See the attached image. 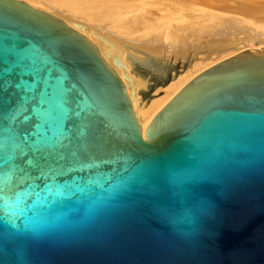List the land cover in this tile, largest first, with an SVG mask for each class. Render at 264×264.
<instances>
[{
  "label": "water",
  "instance_id": "1",
  "mask_svg": "<svg viewBox=\"0 0 264 264\" xmlns=\"http://www.w3.org/2000/svg\"><path fill=\"white\" fill-rule=\"evenodd\" d=\"M0 264H264V46L193 77L143 136L86 35L0 0Z\"/></svg>",
  "mask_w": 264,
  "mask_h": 264
},
{
  "label": "bare ground",
  "instance_id": "2",
  "mask_svg": "<svg viewBox=\"0 0 264 264\" xmlns=\"http://www.w3.org/2000/svg\"><path fill=\"white\" fill-rule=\"evenodd\" d=\"M31 6L64 19L92 41L102 57L120 76L131 103L136 105V118L142 134L152 118L193 77L207 68L241 51L264 46V27L232 20L218 26L215 20L207 27L204 0L193 1L198 12L155 15L166 8H154L153 2L137 0L136 6L106 0H25ZM245 10L253 7L244 5ZM167 9V8H166ZM75 24H80L78 28ZM130 56L146 63H157L160 74L153 91L143 97L146 82L131 71ZM157 60V62H155ZM181 65L182 71L165 75L168 64Z\"/></svg>",
  "mask_w": 264,
  "mask_h": 264
},
{
  "label": "rangeland",
  "instance_id": "3",
  "mask_svg": "<svg viewBox=\"0 0 264 264\" xmlns=\"http://www.w3.org/2000/svg\"><path fill=\"white\" fill-rule=\"evenodd\" d=\"M93 1V0H90ZM111 3H121V5L136 6L137 0H106ZM148 2H153V6L149 7V10L153 11L154 8L159 5L163 7L162 3L167 4L163 10L155 15L172 14L173 16H183L185 14L197 13L192 6L195 0H143ZM190 2V3H189ZM205 14L204 17L207 22V27H212L215 20L218 21V26L224 27L228 22L234 20L245 22L252 25V29L256 31L255 28L264 27V0H204ZM244 5H249L253 7V10H245ZM132 59L133 66L131 71L134 75L139 76L143 81L146 82V88L141 90L143 97H147L153 91V85L157 81V77L160 74V66L157 63H146L141 58L138 59L136 56H130ZM157 62V60H155ZM182 71L181 65L168 64L163 73L165 75L171 76L174 72Z\"/></svg>",
  "mask_w": 264,
  "mask_h": 264
},
{
  "label": "snow or ice",
  "instance_id": "4",
  "mask_svg": "<svg viewBox=\"0 0 264 264\" xmlns=\"http://www.w3.org/2000/svg\"><path fill=\"white\" fill-rule=\"evenodd\" d=\"M17 87H23V85H17ZM38 89V88H37ZM36 89V90H37ZM42 91V90H41ZM41 91H39V92H37V91H35L34 92V95H33V97H32V99H34V100H37L38 102H39V94H40V92ZM24 99L26 100V97H24ZM64 106L66 107V105H67V103H68V97H67V93H66V95L64 96ZM69 111H70V109H68ZM11 133L13 134V135H15V133L14 132H12V130H11Z\"/></svg>",
  "mask_w": 264,
  "mask_h": 264
}]
</instances>
